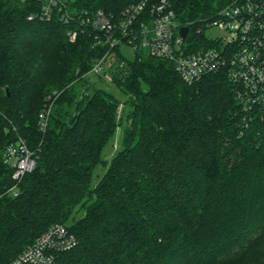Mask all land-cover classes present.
Wrapping results in <instances>:
<instances>
[{
    "label": "trees",
    "instance_id": "1",
    "mask_svg": "<svg viewBox=\"0 0 264 264\" xmlns=\"http://www.w3.org/2000/svg\"><path fill=\"white\" fill-rule=\"evenodd\" d=\"M137 1L62 0L43 19L37 0H0V264L56 223L78 239L58 264H224L237 250L264 251V114L244 110L226 69L188 83L167 59L121 50L113 81L128 98L118 120L119 99L89 75L106 47L78 17L62 18L118 16ZM231 1L172 7L180 23L200 25ZM19 136L36 166L15 196L5 150Z\"/></svg>",
    "mask_w": 264,
    "mask_h": 264
},
{
    "label": "built area",
    "instance_id": "2",
    "mask_svg": "<svg viewBox=\"0 0 264 264\" xmlns=\"http://www.w3.org/2000/svg\"><path fill=\"white\" fill-rule=\"evenodd\" d=\"M37 1L42 3L43 19H51L56 9L66 7L62 0ZM77 17L82 26L95 34V44L106 47L94 61L90 75L112 82L114 68L125 65L120 51L126 52L124 47L127 52L144 49L171 61L188 83L226 69L244 110L264 114V0H232L213 17L202 19L200 25L180 23L172 0L132 2L118 16L104 9L65 12L62 16L66 22ZM183 26L189 27L185 37L180 31ZM213 27L220 34L211 36L208 32ZM68 34L72 40L77 37L76 30L71 29ZM199 34L206 40L201 47L194 45L192 39ZM49 113L50 110L41 113L43 130L48 125ZM5 160L14 168L15 183L9 191L17 196L19 182L36 166L35 151L19 136L7 146ZM77 243V236L68 226L56 223L5 264H58L57 253L70 250Z\"/></svg>",
    "mask_w": 264,
    "mask_h": 264
},
{
    "label": "rangeland",
    "instance_id": "3",
    "mask_svg": "<svg viewBox=\"0 0 264 264\" xmlns=\"http://www.w3.org/2000/svg\"><path fill=\"white\" fill-rule=\"evenodd\" d=\"M211 36H216L220 34V31L218 28L213 27L208 32ZM127 51L126 47H124ZM131 58L134 57L132 50L129 51ZM90 75V74H89ZM91 80L95 81L94 83L97 84V87H103L109 90L112 94H114L120 101L119 109H118V120L121 119L123 109L125 108V101L128 98V95L124 94L123 89L124 86H120L115 84L114 81L109 82L103 79H98L96 76L91 75ZM46 106V105H45ZM44 106V107H45ZM44 110V109H43ZM26 140V139H25ZM27 141V140H26ZM122 142V126H119L117 128L115 137L110 142V144L106 147L104 156L108 160L112 158V156L115 154V152L121 147ZM103 169L100 167L97 170V174L95 175V180L97 179L98 174L103 173ZM70 224V223H69ZM224 264H264V251H256V253H251L248 250L241 249L237 250L235 252H232L230 255H228L225 258Z\"/></svg>",
    "mask_w": 264,
    "mask_h": 264
},
{
    "label": "water",
    "instance_id": "4",
    "mask_svg": "<svg viewBox=\"0 0 264 264\" xmlns=\"http://www.w3.org/2000/svg\"><path fill=\"white\" fill-rule=\"evenodd\" d=\"M180 31H181L182 36L185 37L189 31V27L183 26ZM85 94H86V91H83L81 98H83ZM76 117H77V112L75 111L71 117L69 124H72L75 121Z\"/></svg>",
    "mask_w": 264,
    "mask_h": 264
}]
</instances>
